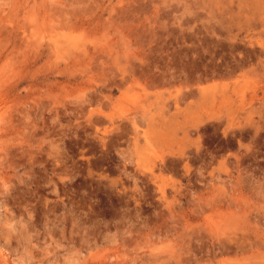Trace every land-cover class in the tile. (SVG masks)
I'll list each match as a JSON object with an SVG mask.
<instances>
[{"label": "rangeland", "instance_id": "1", "mask_svg": "<svg viewBox=\"0 0 264 264\" xmlns=\"http://www.w3.org/2000/svg\"><path fill=\"white\" fill-rule=\"evenodd\" d=\"M0 264H264V0H0Z\"/></svg>", "mask_w": 264, "mask_h": 264}, {"label": "bare ground", "instance_id": "2", "mask_svg": "<svg viewBox=\"0 0 264 264\" xmlns=\"http://www.w3.org/2000/svg\"><path fill=\"white\" fill-rule=\"evenodd\" d=\"M59 42H60V41H59ZM225 246H226V244H225ZM221 248H222V247H221ZM237 249H238V248H237ZM226 251H227V250H226ZM227 253H228V252H227ZM213 256H215V254H214ZM213 256H212V257H213ZM213 258H214V257H213Z\"/></svg>", "mask_w": 264, "mask_h": 264}]
</instances>
